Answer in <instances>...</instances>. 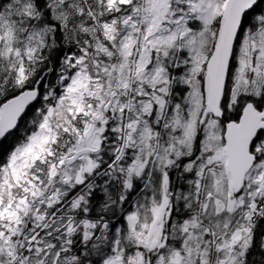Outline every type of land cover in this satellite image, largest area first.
I'll return each instance as SVG.
<instances>
[{
  "label": "snow or ice",
  "instance_id": "1",
  "mask_svg": "<svg viewBox=\"0 0 264 264\" xmlns=\"http://www.w3.org/2000/svg\"><path fill=\"white\" fill-rule=\"evenodd\" d=\"M0 264H264V0H0Z\"/></svg>",
  "mask_w": 264,
  "mask_h": 264
}]
</instances>
